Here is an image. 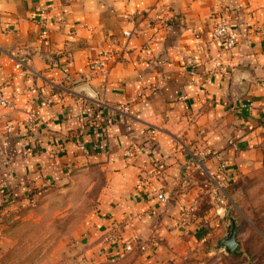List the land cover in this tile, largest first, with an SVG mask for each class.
<instances>
[{"label":"crops","instance_id":"1","mask_svg":"<svg viewBox=\"0 0 264 264\" xmlns=\"http://www.w3.org/2000/svg\"><path fill=\"white\" fill-rule=\"evenodd\" d=\"M221 19L232 50L211 39ZM0 91L14 102L0 106V195L30 198L100 167L108 187L82 264H189L229 226L193 157L213 170L221 152L230 185L264 169V0H0ZM152 160L163 175L137 188ZM152 238L157 249H124Z\"/></svg>","mask_w":264,"mask_h":264},{"label":"rangeland","instance_id":"2","mask_svg":"<svg viewBox=\"0 0 264 264\" xmlns=\"http://www.w3.org/2000/svg\"><path fill=\"white\" fill-rule=\"evenodd\" d=\"M193 159L200 160L199 156ZM147 167L146 176L152 169ZM151 181L142 187L149 188ZM107 187L106 171L91 166L73 171L65 182L41 193L35 191L30 198L12 193L9 203L0 195V264H82L83 249L92 243L91 222L102 206ZM227 194L228 202L219 208L226 211L223 227L231 225L230 219L236 223V254L227 255L216 248L226 235L222 229L214 235L209 250L212 255L206 256L200 249L197 256L194 252L187 258V263L264 264V169L229 185ZM215 218L221 221L219 215Z\"/></svg>","mask_w":264,"mask_h":264},{"label":"built area","instance_id":"3","mask_svg":"<svg viewBox=\"0 0 264 264\" xmlns=\"http://www.w3.org/2000/svg\"><path fill=\"white\" fill-rule=\"evenodd\" d=\"M49 33L48 31H45L43 33L44 37H48ZM211 39L212 40H218L222 41L224 43L226 50H232L235 47L236 41H237V34L233 27L224 19H221L217 22L214 29L211 32ZM29 56L28 55H22L16 62V69L18 71H25L28 69L29 66ZM105 62H99L96 65V71L100 74L105 73ZM0 106L4 108H13L14 102L13 100H5L2 96V93L0 91ZM36 123V115L35 113H30L27 120H26V126L29 129H32L33 126ZM7 131L11 132V127H7ZM148 136L151 138H154L157 130L152 129L147 131ZM79 149L82 152H85L87 150L86 145L81 142L79 144ZM137 146H130L126 151V156L128 158H132L136 153ZM211 160L215 162V168L212 170V168L208 167L207 159H200L197 161L198 168L202 171L203 175L206 176L210 183V193L214 199L215 204L218 207H224L226 203L228 202V187L230 185V171L228 168V165L226 161L223 158V155L221 152L214 153L212 155ZM158 161L152 160L149 161V164H147L148 167H152L151 174L146 176H142L141 180H138L136 182L137 187H142L143 185L149 184L150 180L157 179L163 175V168L161 167L160 163L158 164ZM145 166V167H147ZM148 167L146 169H148ZM146 172V171H145ZM192 174L189 171L183 172L179 178H178V184L179 187L183 190H187L192 185ZM158 200L160 202L165 203L167 201V198L165 197V194H159L157 196ZM2 200L9 201V203L12 202L11 195L5 196L2 195ZM1 202V200H0ZM158 248V241L156 238H152L146 245H136L134 242H130L125 246V251L127 253L133 252L135 249H138L141 253H146L149 249H157Z\"/></svg>","mask_w":264,"mask_h":264},{"label":"water","instance_id":"4","mask_svg":"<svg viewBox=\"0 0 264 264\" xmlns=\"http://www.w3.org/2000/svg\"><path fill=\"white\" fill-rule=\"evenodd\" d=\"M221 217L225 219V215L222 214ZM231 225L227 228L226 236L219 240L217 243L218 250H224L227 255H232L237 251L239 243L237 241V231L236 223L234 220H231Z\"/></svg>","mask_w":264,"mask_h":264},{"label":"trees","instance_id":"5","mask_svg":"<svg viewBox=\"0 0 264 264\" xmlns=\"http://www.w3.org/2000/svg\"><path fill=\"white\" fill-rule=\"evenodd\" d=\"M7 196V195H6ZM237 252V251H236ZM236 252H234L232 255L236 254Z\"/></svg>","mask_w":264,"mask_h":264}]
</instances>
